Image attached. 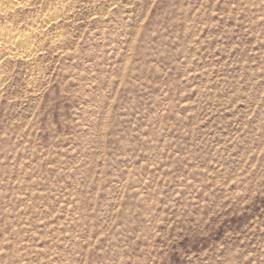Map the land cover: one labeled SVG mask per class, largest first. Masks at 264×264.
Here are the masks:
<instances>
[{
  "label": "rangeland",
  "instance_id": "obj_1",
  "mask_svg": "<svg viewBox=\"0 0 264 264\" xmlns=\"http://www.w3.org/2000/svg\"><path fill=\"white\" fill-rule=\"evenodd\" d=\"M21 7L0 264H264V0Z\"/></svg>",
  "mask_w": 264,
  "mask_h": 264
},
{
  "label": "bare ground",
  "instance_id": "obj_2",
  "mask_svg": "<svg viewBox=\"0 0 264 264\" xmlns=\"http://www.w3.org/2000/svg\"><path fill=\"white\" fill-rule=\"evenodd\" d=\"M23 5H25V0H0V14L9 10L11 11L16 10L21 6L23 7ZM31 41H32L31 37L25 35V31H18V30L15 31L13 28H10L9 26L8 27L0 26V66L2 64L4 57H7L8 59H15L18 57L25 58V54H28V52L31 50L30 49ZM0 87H1V78H0Z\"/></svg>",
  "mask_w": 264,
  "mask_h": 264
}]
</instances>
